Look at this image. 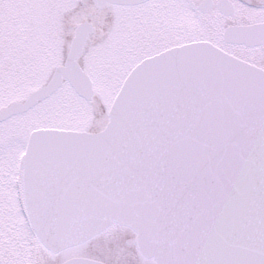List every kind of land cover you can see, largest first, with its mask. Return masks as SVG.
Instances as JSON below:
<instances>
[{
    "label": "rangeland",
    "instance_id": "rangeland-1",
    "mask_svg": "<svg viewBox=\"0 0 264 264\" xmlns=\"http://www.w3.org/2000/svg\"><path fill=\"white\" fill-rule=\"evenodd\" d=\"M189 3L190 0H151L140 9L114 8L100 12L104 8H95L100 14L86 19L91 14L86 6L83 8L85 16L66 14L58 18L59 12L72 7L71 0H0V42L7 47L1 54L4 61L0 60V77L3 80L9 77L8 83H0V111L13 101L26 99L47 82L55 65L62 60L61 47L70 42L75 26L89 21L95 30L103 27L104 35L109 14L114 11L113 16L117 19L108 32L111 35L96 40L92 33L87 42L85 65L96 93L91 104L77 97L69 85H64L32 112L0 127V264H40L44 259L42 246L33 233L22 200L20 159L31 133L44 129L105 128L128 72L147 56L145 50L151 46L150 37L154 36L164 44L168 36L170 41H179L181 32L194 34L191 37L194 39L199 35L208 38L212 34L213 29L206 26ZM73 13L78 14L79 9ZM100 15L105 16V22ZM32 21L37 24L32 25ZM211 25L216 31L217 26ZM60 31L64 39L60 37ZM128 36L136 42H129ZM118 53L125 55L119 57ZM112 66L111 72L115 74L108 73L113 79L105 80L101 75L107 74ZM103 252L102 255L110 256Z\"/></svg>",
    "mask_w": 264,
    "mask_h": 264
},
{
    "label": "flooded vegetation",
    "instance_id": "flooded-vegetation-1",
    "mask_svg": "<svg viewBox=\"0 0 264 264\" xmlns=\"http://www.w3.org/2000/svg\"><path fill=\"white\" fill-rule=\"evenodd\" d=\"M211 2V10L209 13L202 15L204 21L215 24L217 30H214V34L210 40L199 41L212 44L225 54L239 59L245 64L255 67L261 71H264V44L256 46H239L226 44L223 38L225 29L232 27H245L251 28L254 26L264 25V0H190L192 4L197 8L202 7L205 2ZM220 2L228 3L233 8L232 11L221 12L219 10ZM216 32V33H215ZM101 29L94 30V35L98 38L101 36ZM169 45V42H166ZM6 46L2 48L0 46V60L3 62L1 54L5 50ZM6 62V60H5ZM8 83L9 77H0V83ZM14 121V118L6 122L0 123V127L7 125ZM0 141L2 139L0 138Z\"/></svg>",
    "mask_w": 264,
    "mask_h": 264
},
{
    "label": "water",
    "instance_id": "water-1",
    "mask_svg": "<svg viewBox=\"0 0 264 264\" xmlns=\"http://www.w3.org/2000/svg\"><path fill=\"white\" fill-rule=\"evenodd\" d=\"M79 35L81 36L82 32H80ZM196 52H203V53H211L212 54V52L206 51V50H202V49L201 50L200 49L184 50V51L176 52V54H180V55L185 54L186 55L188 53L187 56H196L197 55ZM173 55H175V54H173ZM174 57L175 56H171L167 60H163V61H159V62H156L154 64H151L147 68H145L142 72H140L139 74L140 75L146 74L147 79L149 81H151V83H153L154 82L153 81L154 76H152V73H154V75H155L156 74L155 73L156 70L160 71L161 68H159V66L162 63H164V65H166V64L168 65L167 71L170 73V75H175V74H178V73H181V72L187 73L188 69L186 68L185 61H183L181 58L179 59V57L177 59H174ZM72 58H74V55L72 56ZM232 67L233 68H237V70H242V69L238 68L235 65H233ZM246 71L247 70H245V73H247L245 75V78H246L245 83L254 85V84L257 83V81H259L258 83L264 82V79H261L259 77V75L254 74L253 72H250V71H247V72ZM163 74L164 73H162V75ZM156 75H158V74H156ZM63 78L64 79H69L71 82L76 84L79 87V90L81 92L87 91V89L85 87V84H84V80H81L82 77L80 76L79 71L77 69H75V67L73 65L70 64V65H68V69L67 70H62L61 72H59V74H57L55 79L51 83H49V85L45 89H43L39 94L35 95L36 96L35 100H34V98H32L30 100V104H27L25 106V108L19 109V108L16 107L14 113L24 112V111L28 110L29 107L34 106L40 100H43L47 96L51 95L54 91L57 90V88H58L59 84H61ZM179 81H183V80L180 79ZM257 86H259V84H256V87ZM256 87H254V88H256ZM14 113H12V114H14ZM30 161H31V158H30ZM99 231H100L99 229H97L95 231H92L89 235L86 236V238H88L90 236H93L94 234L98 233ZM78 243H80V242H77L75 244H78ZM68 246H71V245L69 243H65V245H58L56 247H53V249L59 251V250H62L64 248L68 247Z\"/></svg>",
    "mask_w": 264,
    "mask_h": 264
}]
</instances>
